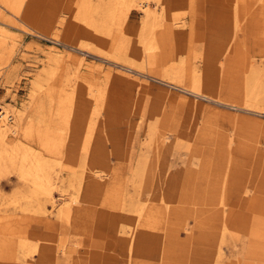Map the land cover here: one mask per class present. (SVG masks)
Listing matches in <instances>:
<instances>
[{"label":"rangeland","instance_id":"1","mask_svg":"<svg viewBox=\"0 0 264 264\" xmlns=\"http://www.w3.org/2000/svg\"><path fill=\"white\" fill-rule=\"evenodd\" d=\"M121 1L119 15L130 6ZM87 2L0 0V105L26 110L23 126L32 121L33 127L27 144L61 169L69 192L81 186V194L85 193V184L75 183L74 174L86 177L88 168L96 167L109 183L120 187L127 215H134L129 208L138 195L143 200L152 192L169 195L173 181L184 182L186 175L197 173L198 189L208 201H198L197 212L208 226L199 225L189 204L182 221L163 211L159 226L151 232L154 235L148 234L147 239L167 247L170 241L164 243L161 236L167 221L170 226L180 225L178 235L172 247L168 244L172 249L165 260L157 252L150 264H264V11L260 0H167L164 6L150 0V9L162 16L156 29L158 48L151 56L138 52L139 38L146 30L140 7H130L127 17L119 16L110 33H103L84 21ZM49 51L54 58L47 56ZM179 67L184 70L181 81L173 79ZM254 71L261 77L259 102L249 101L244 92ZM41 78H47L43 90L50 92L38 93L43 107L36 113L31 95ZM195 80L200 91L192 89ZM72 119L84 126L71 136ZM66 148L79 167H70ZM203 168L212 172L208 178ZM227 170L228 213L223 216L217 210L220 205L212 208L213 183L206 179L216 182ZM19 186L15 172L0 176V264H37L42 262L43 249L46 264H126L121 229L116 231L110 224L112 212L108 211L105 222L86 219V226L79 212L69 221L59 220L49 202L42 215L39 203ZM55 196L61 203L58 191ZM210 212L217 220H208ZM225 221V226L220 225ZM23 241L38 248L32 258L24 257Z\"/></svg>","mask_w":264,"mask_h":264},{"label":"bare ground","instance_id":"2","mask_svg":"<svg viewBox=\"0 0 264 264\" xmlns=\"http://www.w3.org/2000/svg\"><path fill=\"white\" fill-rule=\"evenodd\" d=\"M122 1H121V3H122ZM124 1L127 3V5L129 4L130 6L128 7V10L126 13H120V15H119V9H120V8H118V7H120V6H118L119 0H105V1L104 0H96L94 2L92 0H88L87 3H90V4L86 5V13H85L84 21L86 22L88 27H90L92 30H95L97 32H103V33L109 32L110 33L112 24L115 23V20L118 19L119 16L122 17V15H123V18L127 17L128 14H130L129 12L131 11V8H133V7L135 8L138 6V7H140L141 10H143V12L146 15V18L143 17V18H145L144 19L145 25H143V26H145L146 30L144 31V33H142L143 35H141V38H139L140 40L138 42H139L140 46H138V49H139L138 52H140L141 55L145 54L144 56H147L148 54L150 56L154 55V52L158 48L157 42L155 41V39L157 38L156 37L157 36L156 29L162 25V16H160L161 14L158 13L156 10L150 9V6H151L150 0H124ZM154 1L157 4H159V5L161 4L162 6H164V4L166 3L167 0H154ZM237 1L238 0H232V2H235V3ZM255 1H257V0H255ZM225 2H227V1H225ZM260 2H261V6H260L261 11H264V0H260ZM121 3H120V5H121ZM235 6H237V5H234V7ZM124 7H125V5H124ZM125 8H127V7H125ZM125 8H124V10H125ZM123 18H121V20H123ZM173 20H175V19H173ZM177 28H180V27L177 26ZM177 28H175V29H177ZM165 32L166 31L164 30V33ZM126 49L124 48V50H126ZM51 53H53V51H49L47 56L52 57L53 55ZM53 58H54V56H53ZM126 62H127V60H126ZM131 64H133V63H131ZM132 66H134V65H132ZM180 67H182V66H180ZM173 69H175V67ZM183 71L184 70L182 68L175 71L176 73H174L173 79L181 81L184 78L183 77L184 76ZM51 72H48V73H50V75H51ZM45 79H42L41 81L39 80L36 84H34V87H33L32 95H31V97H32L31 102H32V105L33 104L35 105V108H33V109L35 110L36 113H39L40 109L43 107V98H41V96L39 97L38 93L44 92L42 94L48 95V93L50 92V90H48L47 88H45V90H43V88L48 85V83L45 84V82H48L47 78H45ZM193 82L194 83L192 85V89L195 91H200V85H199L198 81L195 80ZM260 86H261V77L259 76V73H257V71L256 72L254 71L252 73V75L249 78H247V80L245 82L244 92H245V96L248 98L249 101L259 102L260 99H262L261 95L263 94V90L261 89ZM71 89H73V88H71ZM63 91H64L63 93L70 92V91H68V89L67 90L65 89ZM61 92L62 91H60V93ZM61 95H62V93H61ZM49 96H50V94H49ZM69 96L70 95L66 94V98H70ZM25 111L26 110H24L23 108L20 109V108L13 107L12 109H10V107L8 108V107H5L3 105H0V176H4V174L10 173V172H15V175H17V177H18V184H20L19 187L20 188L25 187L26 190L29 191V193L27 192L28 193L27 197H30V199L33 198L39 203L38 204L39 205L38 211H40V213H42V215H45V213H46L45 203L49 202L51 207L54 209L53 210L54 212L53 211H51V212L56 215L57 219L69 221L71 219V217L74 215V213L79 212V217L81 218V220H85L84 224L86 226V219L91 220L90 222L94 223V224L99 223V222H103V221L105 222L108 211H109L110 215L112 212L110 224H112L111 227L116 231H118V229H121L119 231V233H121L122 236L120 235L119 238L123 242L122 243L123 248L125 249L124 252L126 254V256H125L126 257V260H125L126 264H132V261L134 264H150L149 262L151 261L150 258L152 257V254L157 253V252L160 254L159 256H161L162 260H165L166 254L169 253V251L171 252V249H172L171 247L174 245V242L176 243V238L178 235V227L180 226L179 224H178L179 226L178 225L177 226H170L169 221H167L168 226L166 225V230H164V234L163 235L161 234V236L164 240V243H165L166 239H168V241H170V242L166 243L167 247L164 246L165 248L161 247V245H159V244L156 246V245H154L155 242H153L152 239H149V240L147 239L148 234H152L151 232L156 231L155 230L156 226L157 227L159 226V224L161 222L159 219V216H161V213L163 211L168 215L169 214L174 215V217H176L178 220L181 219V221H182V220H184L183 217L186 214L185 206H186V204H189V205H191L192 212H194V213L196 212L195 216L199 222V225L200 226H202L203 224L207 225V223L203 220V217H202L203 214L202 213L199 214L197 212L198 201H201L202 198L204 199L203 201H205V194L203 195L204 192H200L198 189L199 187H201V185H200V183H198V179H197L198 176H196L197 173H196V175L195 174L186 175L187 180L184 182H175L174 183V181H173L172 185H171V192L169 195H164L165 192L161 193V194L157 193V192L156 193L152 192V194L151 195L149 194L148 197L144 198V200H143V198H141L138 195V199H137L138 201L136 200L137 201L136 204L134 203L129 208V211L134 213V215L132 214L131 216L127 215V213H125L123 211V210H125V208H124L122 197H121L123 192L121 193L120 187H117L116 184L112 185V183H109L107 178L105 177V174L102 173L101 170H99L96 167H89L88 171H87L88 174L86 177L80 176L76 173L75 174L77 176L74 174V176H75L74 182L75 183H78V184L84 183L85 184V193L81 194L82 192L80 191L81 190L80 185H79L80 188L76 192H72V193L69 192V190L66 188V183H65L66 180L64 179V176L60 174L61 169L56 170V167H55L56 164L55 163H52L51 161H48L47 159H45L43 157V155L41 153H39V151L37 149H35L36 147L34 148V147L29 146L27 144V141L31 140V139H29L30 136L33 135L32 134L33 127H32V121H30V123L27 124L26 126H23L22 121H23V116H24ZM65 116H67V114H65ZM84 118H86V117L84 116ZM70 121L71 122H69V124L71 125V127H70L69 135L72 136L73 134H75V132H77V130L79 128H82V126H84V124L81 122L80 126H79V124L78 125H76V123L74 124V122H76V121L73 122V119ZM20 132L22 133L21 135H19ZM150 134L152 135L151 138L153 139L154 132L152 131ZM155 134H156V131H155ZM157 135H159V134H157ZM160 135H162V134H160ZM165 140L166 139L164 138L163 141L165 142ZM164 142H162L161 145L164 144ZM50 143H51V141H50ZM43 144L45 147L51 146V145H49V143H43ZM72 147H70V148L72 149ZM149 147H150V145H149ZM68 150H70V149H68ZM73 150H70V151H73ZM66 151H67V148H66ZM51 152H53V151H51ZM66 153H67V155H66L65 159L68 161V163L71 164L70 167H72L73 165H75L76 168L79 167L77 164V161L71 156L73 153L71 155L69 154V151H67ZM145 163H144V165H145ZM85 164H86V162L83 163V168H86V166H84ZM92 164H94V163H92ZM141 165H143V163ZM93 166H95V165H93ZM87 167H88V165H87ZM208 170H209V168H203V173L206 176V178H208L207 175L209 173L212 174V172L210 170L209 171ZM145 173H143V175ZM210 178H211V176H210ZM229 179H230L229 170H227L223 174H221V176L218 177V181H216V182H212L211 179H206V181H208L209 183H213V185L211 184L212 188H210V189H212V194H213V199H211L212 194L210 197V199H211L210 203L212 205V208L214 210V208L216 209L220 205L221 207L219 206L217 208V210H220V212L223 214V216L224 215L226 216L228 213ZM83 180H84V182H83ZM71 185H73V183ZM148 185H150V183ZM202 190H203V188H202ZM56 191L59 192V194L62 198L61 203H58L56 200V196H55ZM152 191H154V190H152ZM199 198H200V200H199ZM123 200H124V198H123ZM41 201H44V202H41ZM151 202L152 203L155 202V205H153ZM205 202H208V201H205ZM208 209L209 208L207 206V210ZM205 210L206 209L204 208V211ZM202 211H203V209H202ZM212 213H214V212H212ZM212 213L210 212V215L207 216L208 220H210V221L211 220L212 221L217 220L214 217L215 215H213ZM190 214H192V213H190ZM115 216H117V217H115ZM219 216H221V215H219ZM223 216H221V221L224 220ZM107 221L108 220H106V222ZM218 222H215V223H217V226H219ZM215 223H213V224H215ZM181 224H182V222H181ZM213 224H211V225H213ZM222 224H223V226H225L226 221L224 223H221L220 225H222ZM81 225L83 226V223ZM209 226H210V224H209ZM209 228H212V227H209ZM158 230H160V228ZM152 235H154V234H152ZM204 242H206V241H204ZM206 243H208V242H206ZM168 244H170L171 247H169ZM202 244H203V242H202ZM146 245H148V246L145 247ZM208 247L209 246H207V250H208ZM30 248H31V246H29L27 242H25V241L22 242L21 249H22L24 257H26V258L31 257L32 258L33 253L38 251V248H37V250L35 248H33V249L32 248L30 249ZM213 250H215V249H213ZM61 251L65 252L66 249L64 247H61ZM39 256H40V259L42 262H39L37 264H40V263L46 264L47 259L44 261V259L46 258L45 249H43L42 252L39 253ZM207 262H208V260H207Z\"/></svg>","mask_w":264,"mask_h":264}]
</instances>
